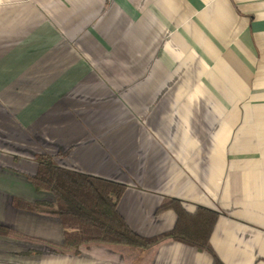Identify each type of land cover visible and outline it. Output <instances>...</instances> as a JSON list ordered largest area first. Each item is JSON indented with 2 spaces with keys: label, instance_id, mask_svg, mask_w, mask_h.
<instances>
[{
  "label": "crops",
  "instance_id": "crops-1",
  "mask_svg": "<svg viewBox=\"0 0 264 264\" xmlns=\"http://www.w3.org/2000/svg\"><path fill=\"white\" fill-rule=\"evenodd\" d=\"M39 154L123 183L141 236L174 225L171 198L218 212L213 251L59 249ZM0 224L20 233L0 264H264V0H0Z\"/></svg>",
  "mask_w": 264,
  "mask_h": 264
},
{
  "label": "trees",
  "instance_id": "trees-1",
  "mask_svg": "<svg viewBox=\"0 0 264 264\" xmlns=\"http://www.w3.org/2000/svg\"><path fill=\"white\" fill-rule=\"evenodd\" d=\"M36 160L37 171L28 178L36 190L47 191L54 198L50 205L58 213L63 229V240L56 245L59 249L76 250L90 243L146 248L168 237L201 251H213L210 236L218 212L203 206L190 212L179 199L171 198L158 211L172 210L176 217L174 225L159 234L141 236L118 210L126 188L123 183L61 167L55 163L54 155L39 154ZM42 203L12 197V204L19 209L33 211ZM11 234L20 233L0 224V235ZM213 264L224 263L214 255Z\"/></svg>",
  "mask_w": 264,
  "mask_h": 264
}]
</instances>
